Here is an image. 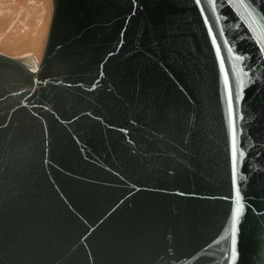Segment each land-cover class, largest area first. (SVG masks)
<instances>
[{
	"label": "water",
	"instance_id": "obj_1",
	"mask_svg": "<svg viewBox=\"0 0 264 264\" xmlns=\"http://www.w3.org/2000/svg\"><path fill=\"white\" fill-rule=\"evenodd\" d=\"M53 5L37 69L0 53V264H232L237 190L264 264V0Z\"/></svg>",
	"mask_w": 264,
	"mask_h": 264
},
{
	"label": "bare ground",
	"instance_id": "obj_2",
	"mask_svg": "<svg viewBox=\"0 0 264 264\" xmlns=\"http://www.w3.org/2000/svg\"><path fill=\"white\" fill-rule=\"evenodd\" d=\"M53 7V0H0V53L11 58L30 57L37 69L44 54Z\"/></svg>",
	"mask_w": 264,
	"mask_h": 264
},
{
	"label": "snow or ice",
	"instance_id": "obj_3",
	"mask_svg": "<svg viewBox=\"0 0 264 264\" xmlns=\"http://www.w3.org/2000/svg\"><path fill=\"white\" fill-rule=\"evenodd\" d=\"M199 2V0H197ZM251 16V13H249ZM253 23H256V21H253ZM215 38H213V43L215 44ZM257 43H260L258 40ZM261 52L264 53V47L261 48ZM220 54V49L217 48V55ZM237 59H240V57H236ZM221 68L223 69V60H221ZM35 70V69H33ZM228 78L227 75H225V84H227ZM241 87H243V84H241ZM239 99V97H237ZM232 93L229 92L228 94V105H229V114L230 117L232 115ZM230 128H231V155H232V177H233V183L236 182V166H237V130L235 126L234 120H230ZM240 155L242 156L243 153L241 152ZM243 212V205L241 204V196L239 190L236 192V206L231 218V229H230V240H231V255L230 259L232 261V264H236L237 258H238V252H237V224L239 223V220L241 218Z\"/></svg>",
	"mask_w": 264,
	"mask_h": 264
},
{
	"label": "rangeland",
	"instance_id": "obj_4",
	"mask_svg": "<svg viewBox=\"0 0 264 264\" xmlns=\"http://www.w3.org/2000/svg\"><path fill=\"white\" fill-rule=\"evenodd\" d=\"M50 3H51V1H50ZM34 58H35V56H34ZM39 62V61H38Z\"/></svg>",
	"mask_w": 264,
	"mask_h": 264
}]
</instances>
